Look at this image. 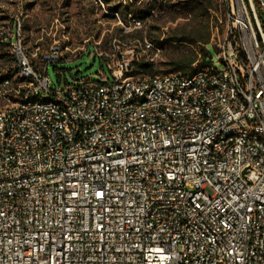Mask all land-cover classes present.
<instances>
[{"label": "built area", "instance_id": "obj_1", "mask_svg": "<svg viewBox=\"0 0 264 264\" xmlns=\"http://www.w3.org/2000/svg\"><path fill=\"white\" fill-rule=\"evenodd\" d=\"M259 12L230 0L216 58L193 74L135 76L95 44L113 81L65 88L48 65L69 45L37 66L21 21L2 30L19 82L0 107V264H264Z\"/></svg>", "mask_w": 264, "mask_h": 264}, {"label": "rangeland", "instance_id": "obj_2", "mask_svg": "<svg viewBox=\"0 0 264 264\" xmlns=\"http://www.w3.org/2000/svg\"><path fill=\"white\" fill-rule=\"evenodd\" d=\"M200 1L210 6L208 10L199 7ZM185 2L193 3L189 7L183 5ZM229 4L230 0H0V32L21 21L22 46L37 66L41 54L54 40L63 47L69 45L74 53L64 51L61 62L48 65L52 85L65 88L88 77L102 82L100 74L103 71L113 81L100 59L89 55L95 44L101 50L115 53L116 58L124 57L134 68L135 62H151L149 58L154 56L153 52L146 54L141 49L146 41L151 42L161 50L152 62L157 75L169 73L170 62L186 55L196 56L201 61L203 45L212 48V58H216L217 44L226 37ZM116 5H121L119 13L112 12ZM124 6H128V11L132 10L131 15H127ZM137 9L150 11L141 25L138 18L134 20L133 12ZM126 15L128 22L123 19ZM259 15L264 26V14L259 12ZM203 32L210 34L208 44H191L175 39L180 35L199 39L198 34ZM1 42L5 44L8 55L0 61V107L7 102L5 96L11 94L10 88L3 86L4 80L9 78L13 85L19 82L12 45L1 41L0 37ZM74 54L82 56L72 59ZM131 73L142 75L133 70Z\"/></svg>", "mask_w": 264, "mask_h": 264}, {"label": "trees", "instance_id": "obj_3", "mask_svg": "<svg viewBox=\"0 0 264 264\" xmlns=\"http://www.w3.org/2000/svg\"><path fill=\"white\" fill-rule=\"evenodd\" d=\"M106 1V0H105ZM138 1V0H137ZM193 2H185V6H192ZM198 3V2H196ZM121 6V5H120ZM120 6L116 5L114 7H112V12L113 13H119L121 10ZM156 7V6H153ZM160 7V6H159ZM199 7H206V10H208V8L210 6L204 4V2L200 1L199 2ZM123 9L125 10V12L127 13V15H131L132 14V10L129 9L128 11V6H124ZM198 11V10H197ZM124 11H122L123 13ZM127 15L123 16V19L125 22H128L127 20ZM133 15L135 16L134 20L136 18H138V20L140 21V25L142 23L145 22V20L148 18V16L150 15V11L145 12V10H141V9H137L136 11L133 12ZM199 35V39L197 38H193L190 39L188 38V36L185 35H180V36H176L175 39L178 40L179 42H188L191 44H208L209 43V38H210V34L208 32L206 33H200ZM4 45L2 44V42L0 43V61L3 60V58L5 57V55H8L7 50L4 49ZM201 61H199L196 56L194 57H190V56H183L182 58H180L179 60H175L170 62V70L168 71L169 73L171 72H180L183 74H193L194 72L204 69L206 68L208 65H210V60L212 58V48H207L206 46H202L201 47ZM195 62L197 63V66H195L193 68V64ZM136 63V67H132L133 72L135 71V73H141L144 76H156L157 74L154 73V64L152 62H143V61H139L138 63Z\"/></svg>", "mask_w": 264, "mask_h": 264}]
</instances>
